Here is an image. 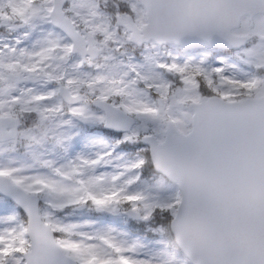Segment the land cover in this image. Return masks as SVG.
<instances>
[{
    "label": "snow or ice",
    "instance_id": "snow-or-ice-1",
    "mask_svg": "<svg viewBox=\"0 0 264 264\" xmlns=\"http://www.w3.org/2000/svg\"><path fill=\"white\" fill-rule=\"evenodd\" d=\"M0 264H264V0H0Z\"/></svg>",
    "mask_w": 264,
    "mask_h": 264
}]
</instances>
